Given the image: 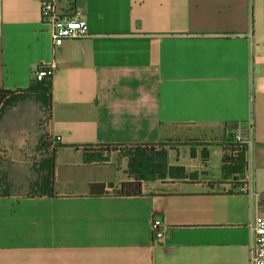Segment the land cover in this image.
Instances as JSON below:
<instances>
[{
  "label": "crops",
  "instance_id": "obj_1",
  "mask_svg": "<svg viewBox=\"0 0 264 264\" xmlns=\"http://www.w3.org/2000/svg\"><path fill=\"white\" fill-rule=\"evenodd\" d=\"M60 2L87 33L52 45L38 0H0V86L52 61L54 142L50 193L0 194V264H247L264 213V0ZM249 116L245 167L225 172L229 130ZM95 142L121 146L87 161ZM149 142L184 175L119 193L127 146Z\"/></svg>",
  "mask_w": 264,
  "mask_h": 264
},
{
  "label": "trees",
  "instance_id": "obj_2",
  "mask_svg": "<svg viewBox=\"0 0 264 264\" xmlns=\"http://www.w3.org/2000/svg\"><path fill=\"white\" fill-rule=\"evenodd\" d=\"M31 95L41 101L46 107L47 122L50 107V74L41 78L31 77L28 84L18 87L0 86V117L4 109L18 96ZM48 140L42 142V152L35 166L36 175L29 182V188L24 193H50L52 189V148L53 138L48 131ZM128 145V168L132 169L133 178L122 180L116 188L119 193H138L140 181L144 178L168 175L178 177L184 175L183 166L179 163H166L164 143ZM118 142H95L82 145L83 158L87 161L102 160L109 149L120 147ZM246 143L228 139L220 157L221 168L226 171L241 172L246 164ZM5 171L0 169V194L14 191L12 185L4 179Z\"/></svg>",
  "mask_w": 264,
  "mask_h": 264
},
{
  "label": "rangeland",
  "instance_id": "obj_3",
  "mask_svg": "<svg viewBox=\"0 0 264 264\" xmlns=\"http://www.w3.org/2000/svg\"><path fill=\"white\" fill-rule=\"evenodd\" d=\"M45 105L31 95L18 96L0 117V169L14 191L25 192L48 140Z\"/></svg>",
  "mask_w": 264,
  "mask_h": 264
},
{
  "label": "built area",
  "instance_id": "obj_4",
  "mask_svg": "<svg viewBox=\"0 0 264 264\" xmlns=\"http://www.w3.org/2000/svg\"><path fill=\"white\" fill-rule=\"evenodd\" d=\"M67 2L69 0H66ZM40 19L49 31L52 45L60 43L65 37L79 36L87 33L85 18L76 12L69 11V5L60 0H38ZM52 61L37 62L31 69L34 78L50 74ZM252 128V118L249 116L243 124L229 130L231 141L247 142ZM240 183L241 189L245 188ZM164 222L158 216L150 218V232L160 237L164 233ZM252 239L248 245L247 264H264V213H255L249 220Z\"/></svg>",
  "mask_w": 264,
  "mask_h": 264
}]
</instances>
